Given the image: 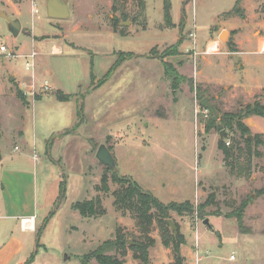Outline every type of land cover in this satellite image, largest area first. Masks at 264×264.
Returning <instances> with one entry per match:
<instances>
[{"label": "rangeland", "instance_id": "374dc122", "mask_svg": "<svg viewBox=\"0 0 264 264\" xmlns=\"http://www.w3.org/2000/svg\"><path fill=\"white\" fill-rule=\"evenodd\" d=\"M32 1L37 6L32 25L27 3L18 18L6 12L20 22L16 36L0 16V45L16 53L36 50L37 78L47 79L52 88L23 109L11 103L15 117L7 122L21 134L0 141V209L7 201H24L38 216L35 235L44 226L33 249L24 251L27 258L35 253L32 264H82L81 258L113 239L118 228L130 241L142 240L135 220L112 204L111 192L119 185L96 158L101 144L111 152L119 175L164 204L191 202L192 214L168 213L186 239L183 264H264V145L256 148L258 155L252 151L232 159V168L218 146L238 139L237 122L248 126L250 137L260 134L264 140L263 117H236L247 104H264V52L259 50L264 0H242L241 19L224 15L236 0H169L170 25L164 19V0H64L70 15L59 20L47 17L46 0ZM112 15L124 36L113 31ZM192 15L196 56L190 50ZM221 31L228 33L224 40L218 38ZM212 41L219 51L205 54ZM51 44L60 47L59 55L49 54ZM119 52L118 66L103 76ZM163 60L183 77L175 90ZM24 63L22 57L0 52V71L21 73L27 81ZM57 89L70 94L68 102L55 98ZM197 91L216 110L213 127ZM5 108L0 99V124L7 118ZM11 159L10 164H25L22 189H15L19 199L1 193V165ZM104 175L107 194L97 188ZM61 182L65 195L58 200ZM96 197L106 209L102 216L84 218L71 209L75 202ZM242 203L243 230L233 216H226ZM201 205L204 218L197 214ZM149 236L154 245L148 248L147 264H170L172 250L162 245L155 222ZM124 260L142 264L130 250ZM87 264L97 263L90 259Z\"/></svg>", "mask_w": 264, "mask_h": 264}, {"label": "trees", "instance_id": "16d2710c", "mask_svg": "<svg viewBox=\"0 0 264 264\" xmlns=\"http://www.w3.org/2000/svg\"><path fill=\"white\" fill-rule=\"evenodd\" d=\"M242 0H236L233 8L225 13V16H238L240 18L245 17V12L241 7ZM170 2L169 0H164L163 14L166 23L171 24L170 19ZM111 26L113 31L118 32L120 35L124 36L125 33L123 29L119 27V20L115 15L111 17ZM152 51V50H151ZM176 51V50H175ZM172 53V52H171ZM123 52H119L117 59L110 66L107 72L103 76L109 75L112 70L118 66L120 55ZM126 54V53H124ZM162 64L164 66L165 74L168 77H171V87L175 90L178 84V81L181 78L175 68L163 60ZM91 78L93 75L91 74ZM102 80H99L100 83ZM16 96L24 104H28L26 96H24L21 90L18 88L16 90ZM55 97L59 101H67L70 99V94H65L58 90L55 94ZM197 97L202 99V95L197 91ZM250 116H260L264 118V104L254 102L253 104H247L242 108V110L236 115V117L247 118ZM234 117V116H231ZM210 127L214 126V120L211 116ZM228 118L227 120L230 121ZM226 120V119H225ZM224 120L225 125H229L230 129H233V124ZM235 131L239 133L237 140H234L230 146H225L223 141L218 143V146L223 152L224 160L226 164L232 168V159L240 158L242 155L251 154L253 151L256 155L258 152L256 148L259 145H264V140L260 134H256L253 137H250V131L246 124L237 122ZM240 143H243L242 145ZM107 170L111 171L110 180L117 183L119 186L111 192L113 197V206L114 208L121 212L122 214H129L131 218L135 220V226L137 227L141 241H135L126 238L124 232L118 228L115 232L113 239L104 240L99 246H97L91 252L85 254L81 258L82 264H87L90 259H94L97 264H126L124 257L127 255L128 250L132 252V257L139 260L142 264L148 263V248L154 245V239L149 236L150 231L154 222L157 225L161 243L163 246L171 248L173 253V261L170 264H183L184 257L181 254V246L185 244V237L179 231L178 225L176 226V234L169 228L166 220L169 218V211H176L178 214H192L193 206L189 200L183 201L182 203H176L170 201L167 204H164L159 199L154 197L149 191L143 190L137 182L127 178L126 176H121L110 168ZM98 190L103 194L109 192L108 177L106 175L102 176L100 181V186ZM65 195V183L61 182L59 184V194L58 200H62ZM210 200H206V204H209ZM245 204H241L237 210L226 214V216H233L240 229L243 230V209ZM71 209L77 211L79 215L84 218L89 217H98L106 213V209L102 205L100 197L93 199H88L84 201H78L71 205ZM198 217H203V205L197 208ZM44 229V226L39 228L36 232L38 237ZM35 253L31 254L23 264H30L34 260Z\"/></svg>", "mask_w": 264, "mask_h": 264}, {"label": "crops", "instance_id": "0c3cea01", "mask_svg": "<svg viewBox=\"0 0 264 264\" xmlns=\"http://www.w3.org/2000/svg\"><path fill=\"white\" fill-rule=\"evenodd\" d=\"M25 3H27L26 5L28 6L30 21H31L32 7L37 8V6L34 5L35 3L33 1L30 2V0H17L14 3L12 0H6V2H4L3 4L4 6L2 5L0 6V10L5 13L8 11L10 12V15L18 18L21 15V5ZM36 16L37 14L34 15L33 22L31 21V25L34 23ZM230 19L234 20L238 18L232 17ZM20 29H21V25H20ZM52 48L55 49V53H51ZM34 51L38 55V52L36 50ZM18 53L21 55L28 54L27 52L26 53L18 52ZM59 53H60V47H57V45L51 44L50 49H49V54L59 55ZM247 58L249 62L250 57H247ZM110 66L108 67V69L110 68ZM36 69H37V66H36ZM26 75L28 76L27 73ZM23 77L24 76L21 75V73L18 74L16 72H9V71H3V70L0 71V99H1V105L6 107L5 109H6V117H7L6 119H3V118L1 119L2 124H0V141L2 137L6 138L11 134L13 136L21 134L19 130L17 131V129L11 130L9 122H7L8 119L15 117L13 111L11 110V107H9V106H12L11 103H15L19 109H23L22 107L24 106L28 107L32 104L33 101H40L44 96H46V94L40 95L41 97L38 95L36 96V99L34 100H31L28 97H26L28 104L23 105L24 103H22V101L16 96V90L18 88L19 89L21 88L22 83L27 82V81H23ZM68 101L69 100L60 101V102H68ZM19 113H16V114L20 115ZM77 116H78V112L76 113V117ZM15 149H17V146L14 147V150ZM1 155H2V152H1ZM12 161H13L12 159L8 161L6 164V167L4 166V164L1 165L2 168H4V170L1 172V180H2L1 193L6 198L7 196H12V197L16 196L15 189L17 191L19 190L21 191L22 189L21 184L23 183V181H21L22 179H21L20 174L25 172L24 170L25 164L23 163L19 164L18 162L10 164ZM23 174H26V173H23ZM196 192L198 193V189L196 190ZM19 198L20 197L18 196L17 199ZM33 207L34 206L30 204H26L24 201L19 200L17 204L7 201L3 205V210L0 209V227H1L0 233L1 231L5 232L3 235V238L0 241V264H23L27 260L28 255L27 253H24V251H26V249H31V248L33 249L35 241H36L35 240L36 238L35 220L37 219L38 216L35 213ZM22 217L33 218L32 220H30L29 228L23 229L20 226V219Z\"/></svg>", "mask_w": 264, "mask_h": 264}, {"label": "built area", "instance_id": "2783aa9c", "mask_svg": "<svg viewBox=\"0 0 264 264\" xmlns=\"http://www.w3.org/2000/svg\"><path fill=\"white\" fill-rule=\"evenodd\" d=\"M36 14H37V9L35 7H32V13H31V16H32L31 21L32 22H33V17ZM191 23H192V29L189 32V38L191 41L190 50L193 51V55L196 56L199 52L196 51L197 35H196V22H195L194 15H192ZM215 50L219 51L218 50V42L212 41L207 45L204 53L205 54L214 53V52H216ZM259 50H260V52H264V39L260 43V49ZM0 52L8 58H10V57L25 58L24 70L28 74V76H27L28 80L26 83H22L21 88H20V90L24 96L28 97L31 100H34V99H36V96L40 95L41 93H45L47 91H50L52 89L51 85L47 79L39 80L37 78V74H36V70H35V65H36L35 58H36L37 53L34 50H32L28 54L21 55L19 53H16L13 50H9L5 45H0ZM51 53H55L54 48L51 49ZM32 219L33 218L22 217L20 219V226L23 229L29 228L30 220H32ZM230 258L233 259L234 256L231 255ZM198 261H199V257L196 253V262H198Z\"/></svg>", "mask_w": 264, "mask_h": 264}, {"label": "water", "instance_id": "95a60500", "mask_svg": "<svg viewBox=\"0 0 264 264\" xmlns=\"http://www.w3.org/2000/svg\"><path fill=\"white\" fill-rule=\"evenodd\" d=\"M46 15L51 19H66L70 15V11L67 3L64 0H46L45 3ZM0 16L5 17L8 20V30L13 36H16L20 30V22L18 19H10L8 15L0 10ZM228 35L226 31H221L218 35V38L224 40ZM199 105L201 107L206 108L210 115H212L213 120L217 119V113L214 106L209 102L208 97H203L199 100ZM223 132L220 133L222 137ZM96 158L106 167L110 168L114 171H117L115 161L109 149L101 144L97 150ZM0 160H1V152H0ZM169 228L176 234V226L171 219L166 220ZM204 224H208V220L204 219Z\"/></svg>", "mask_w": 264, "mask_h": 264}]
</instances>
